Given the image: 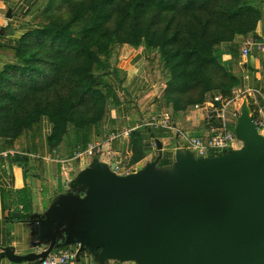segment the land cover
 Masks as SVG:
<instances>
[{
  "label": "trees",
  "instance_id": "obj_1",
  "mask_svg": "<svg viewBox=\"0 0 264 264\" xmlns=\"http://www.w3.org/2000/svg\"><path fill=\"white\" fill-rule=\"evenodd\" d=\"M41 16L44 22L30 24L14 44L0 43V54L12 59L0 68V137L21 142L45 117L50 147L70 127L79 130L76 143L83 147L106 96L115 99L105 74L116 71L93 76L96 60L114 64L122 44L154 52L150 70L159 63L164 74L151 73L149 81H163L162 100L175 111L201 103L207 93L229 97L239 82L231 69L234 39L251 31L260 10L252 0H48ZM136 135L129 163L142 157Z\"/></svg>",
  "mask_w": 264,
  "mask_h": 264
},
{
  "label": "water",
  "instance_id": "obj_2",
  "mask_svg": "<svg viewBox=\"0 0 264 264\" xmlns=\"http://www.w3.org/2000/svg\"><path fill=\"white\" fill-rule=\"evenodd\" d=\"M239 112L233 131L244 144L236 150L194 157L174 147V165L161 169L154 138L156 157L125 174L92 158L74 180L84 194L59 195L40 216L49 242L29 257L37 264L77 243L76 258L86 249L101 263L264 264V135L245 101Z\"/></svg>",
  "mask_w": 264,
  "mask_h": 264
},
{
  "label": "crops",
  "instance_id": "obj_3",
  "mask_svg": "<svg viewBox=\"0 0 264 264\" xmlns=\"http://www.w3.org/2000/svg\"><path fill=\"white\" fill-rule=\"evenodd\" d=\"M38 1H0V8L3 7L5 11L8 9L10 14L9 17L3 13V17L0 16V27L5 29L7 26L11 31V34L7 35L8 40L14 42L32 24L30 18L35 16L34 12L38 10ZM260 12L259 20L246 35L254 38L264 36V10ZM243 37H235L234 43L241 44ZM148 53L152 52L142 45L134 47L122 44L119 47L113 65L122 77L121 88H117L122 101L116 108L105 112L99 127H90L89 137L85 142L98 143L102 152L97 156L98 160L117 163L118 174L136 171L153 157L154 145L146 134H141L142 157L133 163H129L130 151L126 137L111 136L123 127L133 126L136 118L141 116L137 111H128L126 103L135 100L139 94L153 93L152 84L142 65ZM228 59L230 55L222 54V60ZM8 62H12V59L0 54V68ZM94 63L95 76V73L98 75L105 67L106 61L98 59ZM231 69L239 78L238 86L234 89L238 99H245L249 113H252L254 118L260 119V110L264 119V57L253 51L244 57L239 53L237 62L234 64L232 61ZM115 78L116 74H111L108 78L112 85L116 84ZM136 109H139L138 105ZM123 119L127 121L124 122ZM50 128V122L41 117L34 132H23L21 142H9L0 137V264H35V259L29 255L41 252L49 242V235L41 230L40 216L48 211L59 195L81 197L85 192L83 188L81 193H74V190L80 187L74 184V180L78 172L91 160L70 159L71 151L78 146L77 135L73 134L71 129L56 146L50 147L46 141ZM103 129L107 131L103 133L105 138L100 135ZM148 130L150 129H147V132ZM153 130L157 132L158 139L165 138L162 134L168 132L160 128ZM260 133L264 135V128ZM123 164L127 165V170L123 169ZM76 264L133 263L115 259H106L101 263L97 255L85 252Z\"/></svg>",
  "mask_w": 264,
  "mask_h": 264
},
{
  "label": "built area",
  "instance_id": "obj_4",
  "mask_svg": "<svg viewBox=\"0 0 264 264\" xmlns=\"http://www.w3.org/2000/svg\"><path fill=\"white\" fill-rule=\"evenodd\" d=\"M254 52L264 57V36L254 38L249 35L243 37L240 44V55L247 56ZM238 96L224 97L220 94H212L209 99L201 103L191 105L194 112H199L201 124L192 134L175 128L174 117L166 111L155 112L147 117H142L134 127H123L117 133L111 134L112 138L126 137L133 129L145 127L147 129H164L171 131V139L175 148L181 151L188 150L194 157H208L223 154L240 148V141L235 137L233 127L239 115L241 101L237 103ZM260 119L252 118L257 131L264 128V119L261 111H258ZM251 116V113H249ZM175 132H174V131ZM102 152L98 143L88 142L85 146H75L71 151L70 159L91 160ZM108 163V162H107ZM112 171L118 173L119 166L113 164ZM78 244L58 246L50 249L37 264H76L85 252H80L76 258Z\"/></svg>",
  "mask_w": 264,
  "mask_h": 264
},
{
  "label": "rangeland",
  "instance_id": "obj_5",
  "mask_svg": "<svg viewBox=\"0 0 264 264\" xmlns=\"http://www.w3.org/2000/svg\"><path fill=\"white\" fill-rule=\"evenodd\" d=\"M0 1L5 3V0H0ZM47 1L48 0H39L38 1V4H39L38 5V10L34 12L35 16L30 18L31 19L30 22H32V24H38L39 22H42V23L44 22L41 14H42L43 8L47 4ZM252 1H253V4L259 8L260 11L264 10V2H263V0H260V1L252 0ZM2 8H0V10H1L0 16L1 17H3V14H5V12H6L5 9L4 8L2 9ZM6 27H5L6 30L0 27V43L14 44V42L12 40H8V38H7V35L11 34V31H9V29L6 28ZM127 45H129V44H127ZM236 46H237L236 47L237 52L239 54L240 53V44L239 45L237 44ZM154 54H155L154 52H152L150 54L148 53L147 56L143 59V64L142 65H143L145 73L147 74L148 77H149V75L151 73H154V72H157L160 76H162L164 74L162 66L159 63H157L158 67L156 69L150 70L151 64H153V62H155L152 59L155 56ZM107 56L110 57L109 55H107ZM100 59L103 60L102 58H100ZM231 60L233 61L234 64L237 62V58L232 57ZM104 61H106V65L102 69L101 72H103L104 70L106 72H108V71H110V68H113L115 71H117L112 63H110L107 60H104ZM105 71H104V74L106 73ZM115 73H116V78H115L116 84H114V85L111 84L112 86H111L110 90L114 93V96H115L114 100H117L119 102V104H120V102L122 101V98H121L120 94L118 93L119 90H117V88H121L120 80H121L122 77L117 72H115ZM92 75L94 76V72H92ZM95 76H97L96 73H95ZM105 78L108 79V75L107 74H105ZM151 84H152V88L151 89H153V93L148 94V95L139 94L136 97L135 100L128 101L130 103L131 107L134 106L136 108L137 105L139 106V109L137 110V113L139 115H141V116H138V118H136L137 121H135V124H133V126H130V127L136 126L143 116L147 117V116H149L151 114H155V112L166 111L168 113V115L174 117V119H175L174 122L176 121L175 125H174L175 128H180L181 131H185L189 135L192 134L193 132H195L196 129H198V127L201 124V120H200L201 116L199 115V112L192 111L191 105L186 106V107H184L181 110H177V111L173 110L171 108V104L169 102L167 104H165L163 102V100H162V94H163V89H164L163 81H161V80L158 81L157 80V81L152 82ZM234 95H237V93L233 89V90L230 91V96H234ZM209 98H210V93H207L205 95V99H209ZM114 100H113V98L111 96H108V95L106 96V106H105L106 109L104 111V114H105L106 111L108 113L109 111H111V109L117 107V105L113 104ZM160 100H162V102ZM240 101L241 102L245 101V99L244 98L242 100L238 99L237 103H236V106H237L238 102H240ZM248 102H249V106H250V101L248 100ZM156 105L159 106V108H160L159 111H155L154 110ZM104 114H103V116H104ZM123 121L126 122L127 120L123 119ZM99 124H100V121L97 124V127H99ZM69 129H71V132L73 134L74 133H78V131H79V130L73 129L71 127ZM151 130H153V129H150L147 132V128L138 126L137 128L133 129L132 132H134V134L126 136V140L128 142V145H129L130 155H131L132 142L136 139L135 138V136H137L136 134H138L139 136H141V134H146L150 138V143L153 142V139L156 138V135H157L156 133L157 132H155V130H153V131H151ZM102 131L103 132L100 133V135H101V137L105 138L106 136L103 135V133H106L107 131L104 130V129ZM172 134L173 133L171 131H168L167 133L162 134V135L166 136L165 138H160L159 139L161 141V143H162L163 149H162V152H161V158L157 162L156 166L157 167H162L161 169H163V168L165 169V166L168 165V164L174 165L173 156H174V150H175L174 147L175 146H174V141L171 139ZM158 136H160V135H158ZM239 141H240V147H241L244 144V140H239ZM164 145H165V148H164ZM152 154H153V157L151 158V160H153L154 157H156V155H157V150H156L155 146H154V150L152 151ZM129 158H130V156H129ZM162 161H166L168 164L160 165V162H162ZM106 164H107L106 167L109 170L113 169L114 166H113L112 162H108ZM123 169L127 170L128 169L127 165L123 164ZM81 190H83V188L77 187L74 190V193L75 194L81 193ZM58 241L59 240H57L56 243H58ZM47 245H48V243H47ZM85 252H88L89 254H92L86 249H85ZM94 256H95V254H94ZM81 258H82V256H81ZM132 263L133 264H137V263H135L133 261H132Z\"/></svg>",
  "mask_w": 264,
  "mask_h": 264
}]
</instances>
